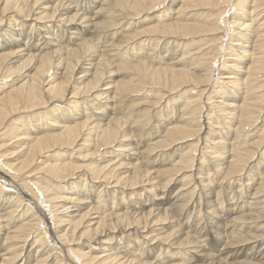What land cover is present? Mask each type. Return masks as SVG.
<instances>
[{"label": "bare ground", "instance_id": "obj_1", "mask_svg": "<svg viewBox=\"0 0 264 264\" xmlns=\"http://www.w3.org/2000/svg\"><path fill=\"white\" fill-rule=\"evenodd\" d=\"M230 4L0 0V264H264V0Z\"/></svg>", "mask_w": 264, "mask_h": 264}, {"label": "rangeland", "instance_id": "obj_2", "mask_svg": "<svg viewBox=\"0 0 264 264\" xmlns=\"http://www.w3.org/2000/svg\"><path fill=\"white\" fill-rule=\"evenodd\" d=\"M231 1V4L229 5V7H228V10H227V12L225 13V15H229L230 13H234L235 12V10H234V3L236 2V0H230ZM234 16V15H233ZM231 28H229V30H230ZM234 29H236V28H234ZM237 30V29H236ZM195 41H196V44L198 43V40L197 39H195ZM204 41L205 40H203L202 42L204 43ZM231 42H232V40L230 39V32H228V33H225V36L223 37V41L222 42H219L218 40H216V41H214V43H216L215 44V49H212L210 46H206V47H210L209 48V51L211 52V53H214L215 51H217V54L215 55V57H216V62L218 61V58L219 57H221V55L223 54L225 57H227L231 52H232V46H231ZM218 47H220V49H218ZM219 59H221V58H219ZM211 61V60H210ZM215 62V63H216ZM213 64V67H214V69H216L217 68V64ZM216 70L214 71V75H216ZM217 84V83H216ZM263 86H264V83H263ZM131 98V97H130ZM129 98V99H130ZM264 108V107H263ZM160 120V119H159ZM247 128V126L245 127V129ZM8 136V135H7ZM194 139H191L189 142H192ZM10 150H9V146L8 147H6L5 149H3L1 152H9ZM68 151V150H67ZM50 153H52V151H49L48 153H44L45 155H47V154H50ZM10 156V154H8L7 155V157H4V160L6 161V160H8V157ZM76 157H78V154H75L74 155V157H73V160L72 161H74V162H76L77 161V163H81V162H83L82 160H78V159H76ZM42 158V157H41ZM43 160H44V158H43ZM37 168L39 169V171H40V169L42 168V166H41V164L39 163L38 165H37ZM185 173H189V171H187V172H185ZM228 184V183H227ZM235 184V183H234ZM234 184H231V187H229V188H227L228 190H227V194H226V196L225 197H222V201L223 202H225L224 203V206H225V208H224V210H223V212H221V214L220 215H222L223 214V216H224V218H223V222H219L220 223V225L221 224H224V222H227L229 219H230V216L228 215L227 216V214L226 213H229V209H230V206H229V203L231 204V207H233L232 206V203L233 202H236V200H237V196H239L238 195V193H236L235 192V185ZM229 185V184H228ZM230 189V190H229ZM57 192H58V190H56ZM233 191V192H232ZM229 192V193H228ZM244 194H246V197H247V193H244ZM59 195H64L62 192H61V194L59 193L58 194V196ZM229 196V197H228ZM234 196H236V197H234ZM245 196V195H244ZM228 197V198H227ZM228 199V200H227ZM231 199V200H230ZM39 200H41L42 201V199L39 197ZM224 200H226V201H224ZM230 201V202H229ZM43 203H45V204H43V205H45L44 206V210L47 212L48 211V209H47V207H48V204H46V202L45 201H42ZM226 202H228V204L226 203ZM199 212V211H198ZM192 215H194L195 214V212L193 213V212H190ZM197 213V212H196ZM225 214V215H224ZM213 217H211V219H210V217H209V219H208V216H206V220L208 221L209 220V222L210 221H215V220H213L212 219ZM184 220H185V222H184ZM191 222H193V223H191ZM201 221H203V220H201ZM182 222H184V223H182ZM191 223V224H190ZM195 224V225H194ZM198 224V221H197V218L196 219H194V218H192V217H189V218H183L182 220H181V222H180V224L179 225H177L176 227L177 228H180L183 232H186L188 229H189V231H191V232H188L189 234H192V232L194 233L195 231H194V229L196 228L197 229V227L201 224L200 223V220H199V225H197ZM185 225V226H184ZM202 225V224H201ZM181 226V227H180ZM196 226V227H195ZM184 229V230H183ZM211 230H214L213 228H211ZM214 232V231H213ZM210 245H212V246H210ZM202 246H204L205 247V250L208 248V247H211V248H214V245L213 244H207L206 245V243H203L202 244ZM208 246V247H207ZM177 252V257H181V254L183 255V254H185L184 256H185V258L186 259H191V257H190V255H188V257H186L187 256V253H185L184 251H182L183 253H181V251L180 250H177L176 251ZM174 255V256H175ZM173 258H175V257H173ZM77 260V259H76ZM192 260H195L194 259V257L191 259V261ZM203 261H205V259H202ZM165 262V261H164Z\"/></svg>", "mask_w": 264, "mask_h": 264}]
</instances>
